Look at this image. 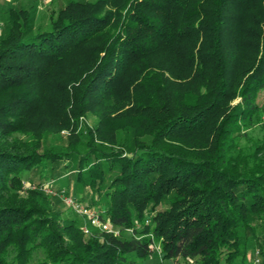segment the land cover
Listing matches in <instances>:
<instances>
[{"label":"trees","instance_id":"16d2710c","mask_svg":"<svg viewBox=\"0 0 264 264\" xmlns=\"http://www.w3.org/2000/svg\"><path fill=\"white\" fill-rule=\"evenodd\" d=\"M15 1L0 8V264H264V0H63L43 19Z\"/></svg>","mask_w":264,"mask_h":264},{"label":"rangeland","instance_id":"374dc122","mask_svg":"<svg viewBox=\"0 0 264 264\" xmlns=\"http://www.w3.org/2000/svg\"><path fill=\"white\" fill-rule=\"evenodd\" d=\"M20 1H21L20 2L21 5L24 6L25 8L30 7L31 6L30 4H35L37 12H38V16H40L42 19L46 18L48 13L51 10L56 9L63 2V0H53V1L45 3V4H39L36 1H32V0H20ZM15 4H16L15 0H0V8H2V9L7 8L8 6H11V5H15ZM2 16L3 15L0 14V23L2 21ZM258 102L260 104L264 105V90L260 92L259 98H258ZM94 124H95V119L92 116H88V117H86L84 119L80 118L79 119V127H78L77 131L82 130L85 126H87L89 128H92V126ZM68 133L69 132L67 130H62L61 131V135H63V136H66ZM26 179H27V182H28L29 178H26ZM64 184H65V179L62 178V179H59L57 181V184L55 185V187H60V186H63ZM30 187H33V186H30L29 184H24L23 185V190L26 189V188H30ZM30 189H32V188H30ZM23 190H21V194H24ZM47 190H49V189H47ZM53 195L58 197V198H60V199H62V200H64L63 198L65 197V195L61 194V193L55 194V192H53ZM66 207L67 208H65V212L69 216L73 214V215H76V217L78 219H82V221L86 220V215L85 214L80 213L78 211H75L73 209V207H71V206H69L67 204H66ZM252 258H253L252 251L251 250H247L246 253H245V259L243 261L237 260V261L233 262L232 264H251V259ZM147 262H148V264L149 263L150 264H171L172 263L170 260H167V259L161 260L159 258L158 253L156 252V250H153L152 254L148 256Z\"/></svg>","mask_w":264,"mask_h":264},{"label":"built area","instance_id":"2783aa9c","mask_svg":"<svg viewBox=\"0 0 264 264\" xmlns=\"http://www.w3.org/2000/svg\"><path fill=\"white\" fill-rule=\"evenodd\" d=\"M52 0H38L39 4H45L48 3ZM50 193V190H47ZM64 202L73 207V209L75 211H78L80 213H83L86 215V219L89 221V225L95 228H99L101 231L103 232H107V233H112L114 235L118 234V231L116 229H114L113 227H111V225L107 222H102L100 221L92 212H89L84 206H82L81 204H78L77 202H75L72 198H70L69 196H65L64 198ZM84 231L87 232L88 231V226H84ZM261 260H260V255L258 253V251H254L253 253V258H252V262L251 264H260ZM174 264V263H171Z\"/></svg>","mask_w":264,"mask_h":264}]
</instances>
